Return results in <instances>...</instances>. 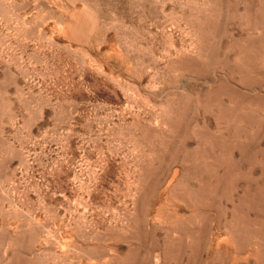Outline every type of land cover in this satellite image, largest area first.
<instances>
[{"label":"rangeland","instance_id":"1","mask_svg":"<svg viewBox=\"0 0 264 264\" xmlns=\"http://www.w3.org/2000/svg\"><path fill=\"white\" fill-rule=\"evenodd\" d=\"M0 264H264V0H0Z\"/></svg>","mask_w":264,"mask_h":264}]
</instances>
